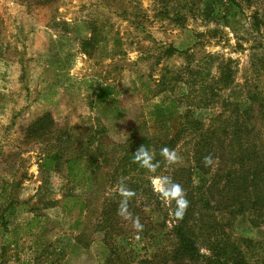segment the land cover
Masks as SVG:
<instances>
[{"label": "rangeland", "instance_id": "374dc122", "mask_svg": "<svg viewBox=\"0 0 264 264\" xmlns=\"http://www.w3.org/2000/svg\"><path fill=\"white\" fill-rule=\"evenodd\" d=\"M263 47L264 0H0V210L10 203L16 210L0 236V264H145V252L170 250L166 236L159 244L151 232L128 244L139 228L118 214L120 197L116 230H103V203L119 194V174L133 170L119 154H131L132 139L136 150L143 144L151 152L148 138L164 140L150 112L170 96L182 106L179 116L189 110L206 125L214 115L223 122L235 106L247 109L249 98L264 101ZM223 72L231 77L226 85ZM201 87L213 89L210 107L200 105L209 98ZM156 88L173 94L155 96ZM259 126L253 137L264 138ZM194 134L181 141L183 151ZM96 147V171L87 170L85 188H72L66 161L87 151L93 157ZM47 156L58 165L44 172ZM161 181L150 177L155 193ZM161 202L162 213L154 204L146 212L151 230L163 226L169 205ZM250 216L227 218L229 231L254 242L258 258L264 223L256 229ZM200 255L210 256L205 248Z\"/></svg>", "mask_w": 264, "mask_h": 264}, {"label": "trees", "instance_id": "16d2710c", "mask_svg": "<svg viewBox=\"0 0 264 264\" xmlns=\"http://www.w3.org/2000/svg\"><path fill=\"white\" fill-rule=\"evenodd\" d=\"M220 80L226 85L231 81V77L227 72H223ZM206 90H208L209 98L200 105L210 107L213 101L211 98L213 89L201 87V94L204 95ZM163 91L173 94L170 89ZM163 91L156 88L155 96L164 93ZM100 94L103 93L100 92ZM169 98L168 103L155 104L150 112L155 120L160 121L159 130L164 131V135L161 134L164 140L154 141L148 138L154 147L153 162L158 164L155 173L140 168L134 162L133 153L136 151L137 142L133 139L130 140L131 154H119L120 160H126L133 166L131 173L121 172L116 181L117 183L121 181L129 191L134 193L128 198L127 215L123 216L124 221L127 225H134L138 220L142 225L135 235L131 234L127 237L128 244L131 245L130 242L134 241V237L139 236V233L141 238H146L145 235L147 236L150 232L149 238L154 242L161 244L165 236L166 241L172 242L170 250L156 248L151 254L145 252L143 256L145 264H196L199 262L201 264H264V238L263 252L255 258L250 249V246L255 243L250 240L233 239L230 236L227 220L235 215L250 216V213L254 212L255 219L249 217L252 226L260 229L264 223V153L263 144L259 143L264 142V138H261L258 133L253 137L257 129H263L261 126L258 127V124L264 125L262 123L264 101L256 97L249 98L250 105L247 109L244 107L241 110V106H235L230 116L223 122L220 123L219 115H214L215 118L213 117L206 125L195 118L194 113L189 110L186 111L185 116H179L182 107L179 100L172 96ZM183 98L190 101L185 95ZM251 110L253 114L261 115V119L251 121V118L247 117ZM171 114L174 115L173 123L168 126L163 119ZM169 128L173 132L172 136ZM192 130H196V134L191 138L190 147L183 151L180 148L181 141ZM145 140L144 138L143 141ZM169 146L178 157L174 163H169L161 155V149ZM96 151H98L97 147L93 157H89V151H87L66 161L67 181L72 188H85L87 170L89 168L95 170L94 167L98 162ZM206 156L213 158V163L209 167H205L203 163ZM92 161L96 162L95 166ZM103 161L107 162V158H103ZM57 165L56 156H47L42 160L41 169L48 172L56 169ZM194 172L196 179H193ZM116 176L118 174H113L110 179L115 181ZM151 176H160L161 180L167 177L180 184L189 201V206L182 218H177L175 215V202H168L169 207L168 211L165 210L163 226L156 225V230H151L150 225L153 224L151 219L145 216L146 212L154 204L158 213H162L165 205L163 207L161 200L164 199L161 194L155 193L152 189ZM118 197L123 198L120 194L113 193L111 199L103 203V209L99 213L100 223L105 226L103 227L105 231L106 229L115 231L119 224L116 216L118 206L114 202ZM74 199L75 197L70 195L65 198L67 201H74ZM76 202L81 203L78 200L74 203ZM15 213L13 203L0 210V236ZM37 220L38 218L35 217L26 224L28 235L36 229ZM201 248H205L210 256L200 255Z\"/></svg>", "mask_w": 264, "mask_h": 264}, {"label": "clouds", "instance_id": "9594fccd", "mask_svg": "<svg viewBox=\"0 0 264 264\" xmlns=\"http://www.w3.org/2000/svg\"><path fill=\"white\" fill-rule=\"evenodd\" d=\"M161 155L169 162L174 163L178 157L175 151L168 148L161 149ZM134 162H136L141 168L148 170L149 172L155 173L158 164L154 163V157L152 152L146 148L143 144L133 153ZM204 166L209 167L213 163V158L211 156H206L204 158ZM163 184V190L161 192L162 198L165 202H175V215L177 218H182L185 211L189 206V201L186 199V194L182 186L178 183L173 182L170 178H163L161 181ZM119 194L124 198L121 201L118 214L124 216L127 215V204L128 198L132 197L134 193L129 191L122 183L118 188ZM137 228H142L139 221H136Z\"/></svg>", "mask_w": 264, "mask_h": 264}]
</instances>
